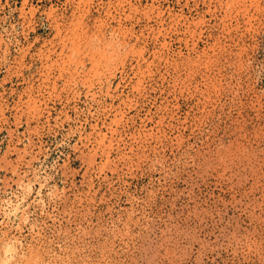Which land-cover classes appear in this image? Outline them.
<instances>
[{
    "label": "rangeland",
    "instance_id": "374dc122",
    "mask_svg": "<svg viewBox=\"0 0 264 264\" xmlns=\"http://www.w3.org/2000/svg\"><path fill=\"white\" fill-rule=\"evenodd\" d=\"M0 246L264 264V0H0Z\"/></svg>",
    "mask_w": 264,
    "mask_h": 264
},
{
    "label": "bare ground",
    "instance_id": "6f19581e",
    "mask_svg": "<svg viewBox=\"0 0 264 264\" xmlns=\"http://www.w3.org/2000/svg\"><path fill=\"white\" fill-rule=\"evenodd\" d=\"M2 243H3V242H2ZM1 245H2V244H1ZM8 246H10V244H9ZM11 246H12V245H11ZM0 247H1V246H0ZM13 248H14V246H13ZM13 248H12V249H13ZM0 249H1V248H0ZM3 250H5V251L8 252L10 249H9L8 247H3ZM3 250H1V251H3ZM14 251H15V250H14ZM12 252H13V251H12ZM4 254H5V253H3V255H4ZM12 254H13V253H12ZM6 255H7V254H6ZM22 255H23V254H22ZM10 256H12V255H10ZM14 256H15V255H14ZM14 256H13V257H14ZM24 256H25V255H24ZM3 257L6 258L5 255H4ZM3 257H2V258H3ZM13 257H11V258H13ZM30 257H32V256H30ZM7 258H9V257H7ZM7 258H6V259H7ZM21 258H22V256H21ZM0 259H1V257H0ZM6 259H5V260H6ZM26 259H28V258H26ZM33 259H34V261H36L35 258H33ZM33 259H31V260H32V263H34ZM36 259H37V258H36ZM38 259H39V257H38ZM38 259H37V260H38ZM40 259H41V258H40ZM2 260H4V259H2ZM7 260H8V259H7ZM9 260H10V259H9ZM9 260H8V262H9V264H11L12 262H10ZM20 260H21V259H20ZM40 261H41V260H39V262H40ZM14 262H15V261H14ZM24 262H25V261H24ZM24 262H22L21 264H23ZM28 262H29V261H28ZM42 262H43V260H42ZM25 263H26V262H25ZM25 263H24V264H25ZM37 263H38V262H37ZM37 263H36V264H37ZM61 263H62V262H61ZM16 264H19V263L16 262ZM30 264H31V263H30ZM38 264H39V263H38ZM42 264H44V263H42Z\"/></svg>",
    "mask_w": 264,
    "mask_h": 264
},
{
    "label": "clouds",
    "instance_id": "9594fccd",
    "mask_svg": "<svg viewBox=\"0 0 264 264\" xmlns=\"http://www.w3.org/2000/svg\"><path fill=\"white\" fill-rule=\"evenodd\" d=\"M0 264H8V261H6V260H0Z\"/></svg>",
    "mask_w": 264,
    "mask_h": 264
}]
</instances>
